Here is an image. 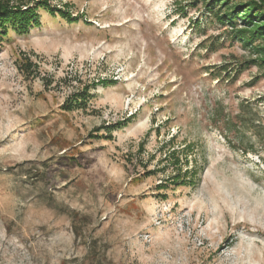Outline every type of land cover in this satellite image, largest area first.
I'll return each mask as SVG.
<instances>
[{
    "label": "rangeland",
    "instance_id": "obj_1",
    "mask_svg": "<svg viewBox=\"0 0 264 264\" xmlns=\"http://www.w3.org/2000/svg\"><path fill=\"white\" fill-rule=\"evenodd\" d=\"M208 1L0 0V264H264V37Z\"/></svg>",
    "mask_w": 264,
    "mask_h": 264
},
{
    "label": "trees",
    "instance_id": "obj_2",
    "mask_svg": "<svg viewBox=\"0 0 264 264\" xmlns=\"http://www.w3.org/2000/svg\"><path fill=\"white\" fill-rule=\"evenodd\" d=\"M231 3L230 0H209L207 5L219 4L224 7L223 13L219 16V21L221 23L228 22L230 24H234L237 26V20H240L241 23L247 27H251V29H238L239 38L244 41V43H248L252 45L256 38L264 37V0H262L263 5H257L255 2L248 1V3L243 6V9H239V5H228ZM261 3V4H262ZM258 7V8H255ZM214 7H209L210 11H213ZM32 11H14L10 7L6 5H0V25L9 22L12 19H16L15 23L24 24L23 27H26L30 24L32 16ZM250 30V31H249ZM257 62V61H254Z\"/></svg>",
    "mask_w": 264,
    "mask_h": 264
}]
</instances>
